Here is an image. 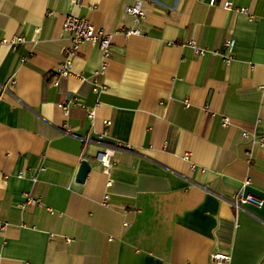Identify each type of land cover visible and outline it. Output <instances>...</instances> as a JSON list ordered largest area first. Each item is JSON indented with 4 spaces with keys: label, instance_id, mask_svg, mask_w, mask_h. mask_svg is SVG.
I'll list each match as a JSON object with an SVG mask.
<instances>
[{
    "label": "crops",
    "instance_id": "crops-1",
    "mask_svg": "<svg viewBox=\"0 0 264 264\" xmlns=\"http://www.w3.org/2000/svg\"><path fill=\"white\" fill-rule=\"evenodd\" d=\"M135 1L0 0V264H264V0H146L134 25ZM67 15L140 34H113L104 60L83 44V81L59 77ZM246 179L263 205L235 211Z\"/></svg>",
    "mask_w": 264,
    "mask_h": 264
},
{
    "label": "built area",
    "instance_id": "built-area-1",
    "mask_svg": "<svg viewBox=\"0 0 264 264\" xmlns=\"http://www.w3.org/2000/svg\"><path fill=\"white\" fill-rule=\"evenodd\" d=\"M74 3H77L78 0H73ZM146 0H137L131 5H128L124 8V13L132 18V22L134 25L139 24L144 20L145 13L142 7V3ZM215 4V0H209V5L212 6ZM226 9H229V5H224ZM51 12L47 13V15H50ZM61 25V29L63 32L69 34L70 38V45L69 47H63L61 49V55H62V61L59 65H57V68L55 69V74L59 77H75L76 79L83 81V77L80 74L75 73L72 71V61L78 56L79 49L83 44H90L94 45L98 48L102 60L106 59L110 54V47H111V37L113 34L121 33L124 36H132V35H139V31L134 28H127V29H118L114 31L113 33H107L104 31H101L99 29H96L91 23H89L85 18L75 16V15H67ZM24 39L19 36L12 37L9 41L2 40V44L8 45L12 50L15 49V46H17L20 43H23ZM234 42L232 40H227L222 45L223 47V53L222 58L225 64H228L232 60V48H233ZM189 46L195 48L194 43L190 42ZM196 53L201 54V51L199 49H195ZM106 69V63L103 61L100 69L95 73L96 75H103L104 71ZM7 84L10 86H13L15 84V81L13 78H10L7 81ZM92 86V92L96 93L100 90H102V86L99 85L95 80L91 83ZM1 90H5V86H1ZM77 100L75 98H71L57 104V107L62 111L63 115H66L68 112V107L71 104H75ZM92 112H88V117L91 118ZM108 121L103 122V126L108 127L109 126ZM222 126L227 125V119H222L221 122ZM100 139V136L98 137ZM86 141V139H84ZM259 143L261 146L264 145V140L260 139ZM115 154V148L114 146L104 145L101 150L97 152L95 155V161L100 166L101 174L108 175L110 169L113 166V158ZM19 176H22V173H19ZM107 185H109V182H107ZM249 185V180L246 179L242 181L240 187L237 189V191L233 194L232 198L229 200V206L233 208V210L237 211L240 207H243L245 205L251 206L252 208L259 209L263 205V201L255 196H253L250 193L245 192V188ZM28 201L31 199L28 197V195H23ZM106 198V196H105ZM210 259L213 261V263L217 264H228L229 257L227 255L223 254H212L210 256Z\"/></svg>",
    "mask_w": 264,
    "mask_h": 264
},
{
    "label": "water",
    "instance_id": "water-1",
    "mask_svg": "<svg viewBox=\"0 0 264 264\" xmlns=\"http://www.w3.org/2000/svg\"><path fill=\"white\" fill-rule=\"evenodd\" d=\"M89 170H90V166L88 165V163L82 161L79 165L77 174H75L76 175L75 181L77 183H83Z\"/></svg>",
    "mask_w": 264,
    "mask_h": 264
}]
</instances>
